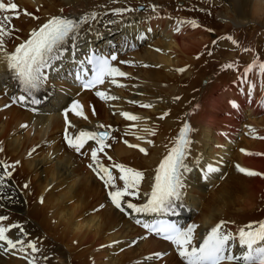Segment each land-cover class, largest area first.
I'll use <instances>...</instances> for the list:
<instances>
[{"label":"bare ground","instance_id":"1","mask_svg":"<svg viewBox=\"0 0 264 264\" xmlns=\"http://www.w3.org/2000/svg\"><path fill=\"white\" fill-rule=\"evenodd\" d=\"M10 2L18 5L16 13L0 11L5 28L0 39L9 53L52 17L87 18L76 36L125 33V51L113 67L127 75L106 77L92 92L78 91L73 101L81 105L83 116L69 112L65 126L73 138L80 131H108L111 149L98 154V160L113 170L116 187L123 182L113 164L140 171L145 178L133 190L137 195L122 199L125 213H118L108 197L114 189H102L91 175L94 169L99 173L91 159L94 147L77 152L62 135L64 125L55 108L76 87L56 78L51 84L55 100H40L32 114L10 105L18 97L17 81L1 76L0 217L6 219L0 220V228L9 229L5 235L14 242L24 241L8 251L0 242L3 264H48L46 260L64 254L67 264H185L174 245L144 238L125 216V202L142 204L161 156L174 146L184 124L191 129L188 167L200 162L222 167L208 182L196 174L188 182L184 173V227L197 225L200 240L221 220L229 222L233 234L264 222V74L257 67L244 75L249 64L264 63L258 54L262 47L257 48L258 37L264 41V0H0L6 6ZM208 29L214 37H206ZM81 42L76 37L64 45L70 55L66 64L78 65ZM4 66L0 63V71ZM235 90L252 96L239 102L242 116L236 120L224 115L232 113L228 101ZM97 91L116 99H102ZM253 103L263 109L251 108ZM124 112L139 119L129 121ZM237 165L259 175L241 173ZM43 237L50 242L49 258L22 253L25 244L38 245Z\"/></svg>","mask_w":264,"mask_h":264},{"label":"snow or ice","instance_id":"2","mask_svg":"<svg viewBox=\"0 0 264 264\" xmlns=\"http://www.w3.org/2000/svg\"><path fill=\"white\" fill-rule=\"evenodd\" d=\"M17 9L18 5L15 3H10L7 6L4 3H0V11L15 12ZM26 14L31 15L30 13ZM4 19L7 20L9 18L5 17ZM86 22L87 18L75 21L64 17H52L40 26L38 30H33L29 39L15 47L11 53L4 50V41L0 39V63L5 64L6 71L11 78L19 83L25 93V95L15 98L19 103L30 102L33 105L40 103L35 94L45 85L48 79L47 70L52 69L54 63L61 59L64 45L76 39L75 33L80 29L81 24ZM190 23L193 27H197L195 22ZM176 31H179V29L177 28ZM3 35H5V28L3 21H0V37ZM227 39L231 40V37H227ZM157 51L159 50L157 49ZM116 59L115 55L110 57L111 61H116ZM110 60L102 56H88L87 63L92 66L91 78H85L87 73L83 75L77 73L75 79L81 82L83 89H92L97 85L104 84L106 77H125L127 74L120 71L119 68L113 67ZM225 67L231 68L232 65L227 64ZM257 67L260 74H264V63L257 65L254 62L248 65L244 75L247 76L248 72L253 71ZM111 83L116 84V80L113 79ZM249 93H251V88ZM96 95L102 99H116V97L106 96L101 91H97ZM150 106L142 105V107ZM33 110L35 111V109ZM69 111H72L77 116H83L81 105L73 101L70 108L65 109L63 112L66 125L68 124L67 116ZM121 115L129 121L139 119V117L127 112L121 113ZM164 115H167V113ZM65 131V140L77 152L81 151L87 141H96L98 147L91 150L92 162L98 166L99 173H103L100 179L103 180L105 187L114 189L108 192L111 203L116 209L123 212L122 199L126 196L137 195V191L133 190H138L140 182L145 178L144 174L132 168H126L122 164H113L112 167L120 173L119 180L123 182L122 188L116 187L117 178L113 176L108 167L99 164L98 160V152H104V149L110 146L105 143L108 139V133L80 131L73 138L67 135V129ZM190 131L188 124H184L174 146L156 168L154 183L151 186L147 202L142 205L125 202L128 209H131L134 213L177 214V208L182 206L183 189L185 187L183 176L184 173L190 171L185 163L188 147L191 144L188 138ZM129 146L136 147V145ZM139 150L147 154L144 148ZM237 170L248 176L259 175V173L239 165H237ZM218 171V168L209 165L206 169V174L217 173ZM5 174L10 175L7 171ZM0 179H3V177H0ZM3 219L6 218L0 217V220ZM136 223L141 224L142 222L137 220ZM228 223V221L224 220L217 222L205 234H202V239L200 240H198L196 235L198 226L195 224H189L184 227L176 223L157 221L144 222L142 227L149 233H154L156 236L170 241L176 247L178 255L185 264H264V222H260L258 226L249 224L238 228L235 234L227 229ZM12 227H17V225ZM8 231L9 229L7 228H0V242H4L7 246L4 249L5 251L15 249L17 244L24 243V241L19 239L14 242L5 235ZM27 247L37 251L35 244L32 242H28ZM237 247L239 252L235 251Z\"/></svg>","mask_w":264,"mask_h":264},{"label":"rangeland","instance_id":"3","mask_svg":"<svg viewBox=\"0 0 264 264\" xmlns=\"http://www.w3.org/2000/svg\"><path fill=\"white\" fill-rule=\"evenodd\" d=\"M206 37L207 38H210V37H214V35H213V33H209L208 34V32H207V35H206ZM258 40L261 42V44H258L257 45V48H261L262 47V49L260 50V51H258V54L260 55V57H262L263 58V56H264V41L263 40H260L259 39V37H258ZM207 43V42H206ZM205 43V44H206ZM204 44V45H205ZM203 45V46H204ZM259 57V60L260 61H263L264 59H262V58H260ZM183 71V70H182ZM183 72H185V71H183ZM139 156H143L142 154H138ZM47 169V168H46ZM45 169V170H46ZM44 170V171H45ZM47 174H48V170H47ZM221 180V178H219V181ZM28 244V243H27ZM27 244H25L24 246H23V250H22V253L24 254V255H26V256H28L31 252H33L36 256H41V257H44V259H46V258H49L48 257V253H49V248L48 247H50V242L49 241H47V239H46V237H43V239H42V241L38 244V245H35V247H36V249H37V251H33L31 248H28L27 247ZM28 251V252H27ZM81 252V251H80ZM82 253V252H81ZM23 254H20V255H18L17 257H24V255ZM85 254V253H84ZM64 256L66 257V255L64 254ZM64 256H54L55 258H59V259H55L54 257V259H52V262H49L48 260H46V262L48 263V264H67V262H65V257ZM6 258V257H5ZM7 260V259H6ZM3 262V260H0V264ZM4 263V262H3ZM2 263V264H3Z\"/></svg>","mask_w":264,"mask_h":264}]
</instances>
